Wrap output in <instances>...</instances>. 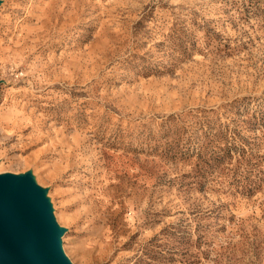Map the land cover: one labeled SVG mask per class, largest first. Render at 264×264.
Masks as SVG:
<instances>
[{
	"label": "rangeland",
	"instance_id": "374dc122",
	"mask_svg": "<svg viewBox=\"0 0 264 264\" xmlns=\"http://www.w3.org/2000/svg\"><path fill=\"white\" fill-rule=\"evenodd\" d=\"M0 179L68 264H264V0H0Z\"/></svg>",
	"mask_w": 264,
	"mask_h": 264
},
{
	"label": "water",
	"instance_id": "95a60500",
	"mask_svg": "<svg viewBox=\"0 0 264 264\" xmlns=\"http://www.w3.org/2000/svg\"><path fill=\"white\" fill-rule=\"evenodd\" d=\"M45 202L26 183L0 179L1 264H68Z\"/></svg>",
	"mask_w": 264,
	"mask_h": 264
},
{
	"label": "bare ground",
	"instance_id": "6f19581e",
	"mask_svg": "<svg viewBox=\"0 0 264 264\" xmlns=\"http://www.w3.org/2000/svg\"><path fill=\"white\" fill-rule=\"evenodd\" d=\"M46 197L44 196V193H41V201L42 202L46 201ZM48 202L50 203V201H48ZM52 207H54V206H52ZM52 215L55 216V213L53 212ZM55 222H56V225H57L58 230H59V237H58L59 246H60V248H63L64 247L63 246V239H64V236H65L67 230H68V226L63 225L59 220H56Z\"/></svg>",
	"mask_w": 264,
	"mask_h": 264
}]
</instances>
